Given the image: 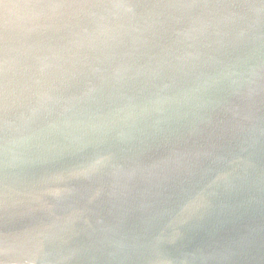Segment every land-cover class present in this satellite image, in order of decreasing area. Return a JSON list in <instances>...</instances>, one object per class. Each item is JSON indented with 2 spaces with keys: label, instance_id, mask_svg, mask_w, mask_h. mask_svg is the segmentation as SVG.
I'll list each match as a JSON object with an SVG mask.
<instances>
[{
  "label": "water",
  "instance_id": "water-1",
  "mask_svg": "<svg viewBox=\"0 0 264 264\" xmlns=\"http://www.w3.org/2000/svg\"><path fill=\"white\" fill-rule=\"evenodd\" d=\"M0 264H264V0H0Z\"/></svg>",
  "mask_w": 264,
  "mask_h": 264
}]
</instances>
